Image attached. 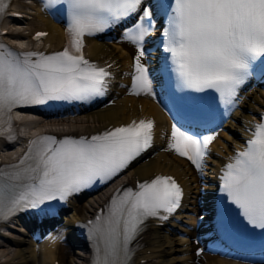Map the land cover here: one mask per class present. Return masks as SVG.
Here are the masks:
<instances>
[{"label":"snow or ice","instance_id":"obj_1","mask_svg":"<svg viewBox=\"0 0 264 264\" xmlns=\"http://www.w3.org/2000/svg\"><path fill=\"white\" fill-rule=\"evenodd\" d=\"M143 4L144 0H43L46 10L66 7L67 43L53 54L16 53L0 45V136L15 138L16 108L49 101L89 103L103 97L111 73L85 59L83 38L137 13L138 20L124 31V39L138 53L129 94L155 98L148 68L141 62L145 40L154 28ZM7 6L0 0V18ZM46 35L39 32L34 39ZM163 36L178 90H213L225 107H235L253 65L264 62V0H174ZM153 130V120L141 119L90 138L36 136L17 164L0 170V222L21 211L40 210L51 201H67L97 182L107 183L152 146ZM214 139L215 135L199 138L173 123L167 150L202 171ZM221 180L229 203L248 225L264 232V122L255 126L247 147L225 166ZM182 197V188L170 176L138 183L136 190H118L106 211L89 222L93 264H129L130 245L145 221L167 220Z\"/></svg>","mask_w":264,"mask_h":264},{"label":"bare ground","instance_id":"obj_2","mask_svg":"<svg viewBox=\"0 0 264 264\" xmlns=\"http://www.w3.org/2000/svg\"><path fill=\"white\" fill-rule=\"evenodd\" d=\"M23 1H14V11L29 13L24 11V9L28 8L35 11L34 14H31V19L23 21V24H25L23 30L25 32L28 31L30 34L38 28L48 30L50 33L46 39L47 45L52 48H61L65 39L63 28L47 16H43L37 7L28 6ZM25 32L23 35L26 36ZM14 34L15 32L12 31L9 36H14ZM86 49L95 60H101L106 64L116 63L115 66H121L123 69L120 74L122 80L118 83L113 93V96H116V100L110 105L102 106L89 113L80 115L79 117L82 120L78 118L77 120L79 121L64 123L62 126L69 127L70 130H75L80 134L90 133L111 124L126 122L136 116L152 114L157 117L158 127L161 128L162 122L166 120L161 108L149 98H139L128 93L130 88L129 76L134 71L135 63L133 48L127 45L108 44L100 39H89ZM150 59L147 57L141 60L143 63H147ZM244 96L247 101L246 111L237 115L239 119L244 117L243 121L247 124L248 120L252 119V115L259 110V106L264 105V87H252L244 93ZM33 124L40 129L44 127L39 121H33ZM232 130L233 133L231 135L224 132L217 136L210 144V153L223 155V149L229 151L231 144L241 142L239 131L236 129ZM164 131L165 126L160 131L162 139L163 135L166 136ZM161 142L164 143L165 140H161ZM161 171L175 174L184 182L188 191L186 201L190 203L191 207L181 214L183 229L177 231L178 222H174L165 227L151 226L142 235L141 245L143 248L139 251L136 264H242L226 260L217 254L207 255L199 259L195 257V247L191 240L196 237V215L201 211L205 199L201 194L206 181L204 170L196 172L185 160L162 151L160 148H155L145 160L132 166L128 176H139L141 179H146ZM95 203L93 199L88 200L81 208L74 202L73 210L68 212L73 219L68 217L70 221L67 223V231L56 239L59 240L65 234L73 235L69 227L77 219L91 214L95 209ZM27 232L28 230H23L18 226L13 227L10 234L3 236V241L11 244L15 247V250L13 254H9L7 249H2L4 246H0V259L7 257L6 261L0 262V264H56L57 261L60 264H88L90 255L78 251V244L73 237L69 239L67 246L54 247V244L52 245L49 242L37 246L32 242L33 238L29 237ZM143 260H146V263H141Z\"/></svg>","mask_w":264,"mask_h":264},{"label":"rangeland","instance_id":"obj_3","mask_svg":"<svg viewBox=\"0 0 264 264\" xmlns=\"http://www.w3.org/2000/svg\"><path fill=\"white\" fill-rule=\"evenodd\" d=\"M0 242L5 245L2 249H7V253L13 254L15 247H13L11 244L7 243L6 241L0 240ZM6 259H7V257L1 259L0 261L5 262Z\"/></svg>","mask_w":264,"mask_h":264}]
</instances>
